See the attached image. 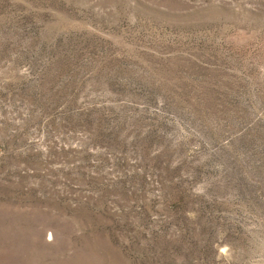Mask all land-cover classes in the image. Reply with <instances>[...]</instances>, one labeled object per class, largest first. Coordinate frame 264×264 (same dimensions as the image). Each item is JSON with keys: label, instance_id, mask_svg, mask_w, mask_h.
<instances>
[{"label": "rangeland", "instance_id": "374dc122", "mask_svg": "<svg viewBox=\"0 0 264 264\" xmlns=\"http://www.w3.org/2000/svg\"><path fill=\"white\" fill-rule=\"evenodd\" d=\"M0 264H264V0H0Z\"/></svg>", "mask_w": 264, "mask_h": 264}]
</instances>
